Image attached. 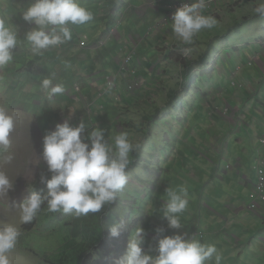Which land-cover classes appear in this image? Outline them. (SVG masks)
<instances>
[{"label": "rangeland", "instance_id": "374dc122", "mask_svg": "<svg viewBox=\"0 0 264 264\" xmlns=\"http://www.w3.org/2000/svg\"><path fill=\"white\" fill-rule=\"evenodd\" d=\"M131 1L133 0H128V2ZM33 2L34 0H0V18H4L10 25L15 27L21 38V44L14 50L13 61L6 68L0 69V106H5L10 113L15 114L16 118L14 130L10 134L12 141L10 151L15 154V159L11 164L5 165L0 169L13 182V190L9 192L8 197L0 198V220L14 221L18 219L15 210L10 209L9 205L13 201L19 202L24 199L32 189L38 192L47 191L45 185L39 182L41 174L50 176L47 165L41 157L43 137L46 132L54 130L55 125L63 123L65 119H69V122L73 125L72 117H64L65 113L70 109L67 106L69 103H72V97L80 95L86 101V99H90L95 93V96H99V93L103 91L105 95L103 97L100 96L101 98L96 100L99 104L93 105L92 109L104 106L105 109L101 110V115L104 116L105 124H101L100 120L95 119L93 121L94 127L103 129L106 136L115 132L127 131L130 140L133 143L140 144V148L131 153L129 165L132 164L134 166H130L127 169L129 176L128 183L117 194V200L114 204L110 206V213H108L103 227L104 231H109L112 225L121 222H123V229H127L132 224L131 233L137 227H143L148 233L145 245V249L148 250L149 246L153 249L155 247V241H153L152 237L155 235L156 228H165V235L183 234V231L187 230L184 232L186 238L194 236V238L199 239L202 243L214 244L222 255L221 264H264V258H260L263 256L261 243L255 242L252 245H245V242L257 238L254 232L249 233L247 241L241 245L239 239L232 238L227 233L228 229L224 230L222 222L211 223L213 231L210 232V238H207L208 232L199 229L198 226H193L190 216H187L185 212L180 216L182 225L180 229L168 228L167 221L162 217V208L167 200L165 191L167 188L177 190L180 187L186 188L188 192L186 197L188 205L185 210H190V208L197 209L195 208V204H191V201L198 193L196 187L194 184H187L179 179L181 175L188 172L182 158L189 152L190 154L192 153V150L185 147L186 144L183 140L180 142L177 139L175 140L176 153L170 148L171 151L167 159L162 157L165 172L161 174L159 168L161 152L163 149H166L165 146L167 148L170 146L164 141V133L169 128L167 120H169V129L172 128L170 132L172 137L177 135L179 138H182L184 130L187 129V141L191 139V142L196 144L187 125L179 120L180 116L191 114L192 110L196 109L194 105L196 102L194 99L196 95V80L188 81L184 80V78L182 79L181 71L178 70V73L174 76V80H177L178 84L185 83L192 91H189L187 98L184 97L181 107L178 106V112H173L172 115H167L166 118L163 116L166 112L171 113L172 106H169L170 110L164 111L165 114L163 113L162 115L159 109L160 104L156 103L157 99H161V93L158 94L159 97L155 96L151 98V100L156 101L139 104L140 107L136 111L124 110L126 99L131 102L137 94L129 92L128 87L121 84L120 76L116 79V85L111 90H108L106 87V76H114L110 74L115 72L112 64L108 66L107 63H104V65L96 63L94 58L82 62L83 58H80L87 50L85 46L81 45V41L84 40L88 45L93 42L92 38L90 40L85 36L81 37L78 42V35L83 34L81 31L86 24L70 26L73 32V39L60 46L68 57L58 59V63L62 66L61 68L58 67L56 62L58 55L56 51L59 46L50 48L41 56H35L31 53L26 42L23 41V37L34 25L23 20L21 10L27 8ZM80 2L92 12V21L96 24L101 23L102 12L99 11L97 4L91 6L86 0H80ZM231 2H235L236 4ZM240 2L242 0H219L212 2V6L206 9L209 12L207 15L214 16L218 24L212 29L201 30L194 37L191 44H180L181 41L175 37V42H170V47H174L167 51H170V53L172 51L173 54L170 55L169 53L167 58H174L179 69L182 63L178 61L190 59L193 55H197L199 51H203V48H206L208 44L210 45L208 47L211 49L209 52H219L221 48L232 47L237 43L238 38H241L246 39V42L242 45L247 48V44L252 42L249 39H253L263 32L264 19L253 13L256 2L252 4V2L248 3V0L245 3V8L251 15L247 13L249 19H245L244 16L246 15L243 16L241 14L242 9L239 6H242V4ZM234 6H236L235 9H233ZM236 9V13L231 14ZM207 11L202 9L203 14H206ZM133 18V16L129 15L124 21V24H127L131 29L138 25ZM143 27V24L138 26L140 29ZM120 28L123 29L121 24L117 25V29ZM92 32H96V30L94 29ZM111 45L121 47V44L114 42H109L106 46ZM186 48L191 49V51L187 56L183 53V57L181 55ZM225 55L227 56V53L223 54V56ZM149 57L152 58L154 55L151 54ZM156 58L160 60V68H171L170 63L165 61L162 55L156 54ZM91 64L94 65L92 66ZM164 73L167 72L161 74ZM153 75L154 73H144L148 83H151ZM46 77H52L54 84H62L65 92L49 100L46 92L40 87L42 79ZM206 78H208L207 81H201L202 85L210 88V82H208L210 76ZM123 79L125 80V84H127V79L124 77ZM132 80L134 79L132 78ZM156 92L151 91L152 94ZM202 106L203 104L199 106V109L194 114L204 113L205 111L202 109ZM72 108L77 112H82L85 109L80 102L73 104ZM156 109H159V113H157ZM145 117L150 121H144ZM192 119L193 115L185 118L189 123L193 122ZM75 121L76 124H79L78 121L80 120L76 117ZM93 124L88 119V127L83 135H87L91 131L90 128ZM192 128L194 129L193 125ZM137 155L142 157L140 162L137 161ZM169 156H171V159L168 158ZM194 163L198 166L196 170L199 173L198 177H200V182L196 183V186L200 188L201 192H208L204 188L206 182L215 184L218 186V189L225 188L224 185H220L217 181L215 182L216 168L219 165L213 166V163H211V169H205L203 163L197 161H194ZM164 165H171V167L166 168ZM257 181L258 176L256 183ZM250 200L249 195V202ZM250 211L255 214L252 209ZM53 214L56 215L57 213L48 212L46 206H42L41 211L36 216V225L33 224L34 220L29 224L21 225V236L18 238L14 249L9 253L11 264H75V261L77 262L78 253L71 252L70 254L68 249H63L62 252H60L61 250H57L66 239H69L71 230H69V225L67 226L65 221L54 220L51 217ZM125 223L128 224L124 225ZM238 227H243V225H236L231 228V231L236 230ZM196 230L201 232L196 233ZM25 231H29V235H23ZM119 237L113 238L108 233V235H104V240L108 245H113L118 242L117 239ZM151 254L155 255V252L152 251ZM207 264H215V259L213 258L211 261H208Z\"/></svg>", "mask_w": 264, "mask_h": 264}, {"label": "crops", "instance_id": "0c3cea01", "mask_svg": "<svg viewBox=\"0 0 264 264\" xmlns=\"http://www.w3.org/2000/svg\"><path fill=\"white\" fill-rule=\"evenodd\" d=\"M86 1L91 6L97 4L102 15L101 23L88 22L81 31L83 34L78 35V42L83 36L90 40L93 39L92 44L85 45L87 50L80 57L83 58L82 62L94 58L96 63H102L103 65L107 63L108 66L112 64L115 72L110 75H114L115 85L117 77L120 76L121 84L128 87L129 92L137 94L131 102L126 99L124 110L136 111L140 107L139 104L156 101L151 100V98L159 97L158 94L161 93V99H157L156 103L160 104L159 109L162 115L164 111L170 110L169 106H172L171 113L166 112L163 117L166 118L167 115L170 116L173 112H178V106L181 107L182 100H184V97L187 98L189 91L192 90L185 89L184 85L178 84V81L174 80L178 70L182 74L183 66L180 65L178 69L175 59L167 58L170 53V51H167L174 47H170V42L176 40V36L172 31V14L170 15V21L163 27V34H154L147 37L148 30L169 13L167 4L174 0ZM246 1L242 0L240 2L242 6L239 7L242 9L241 14L246 15L244 18L249 19L247 15L251 14L245 8ZM248 1L252 4L256 2V5L259 2V0ZM235 8L236 6L233 9ZM236 11L237 9L231 14L236 13ZM207 14H209L208 11L204 15ZM129 15L133 16L138 24L133 29L124 24ZM119 24L123 29H117ZM141 24L144 25L142 29L138 28ZM94 29L96 32H92ZM96 33L98 34L96 35ZM245 40L238 38L237 43L232 47L221 48L219 52H209L211 49L208 44L206 48H203V51H199L197 55L195 54L190 58L197 59L201 54L208 53V61L212 62V67H214V73L210 72V74H201V67L196 69L198 70L195 78L197 82L196 95L194 96L196 109L192 110L191 114L179 117V120L187 125L196 144H193L191 139L187 141V129L184 130L182 138L177 135L172 137L170 135L172 128L169 129V120H167L169 128L164 133V141L170 146L168 148L165 146L166 149L162 150L159 168L161 174L165 172L162 157L167 159L171 150L176 153L175 140L177 139L178 142L183 140L186 144L185 147L192 150V153L189 152L183 156L182 160L188 172L181 175L179 179L187 184H194L198 192L197 196L191 201V204H195L197 209L190 208V210L184 211L187 216H190L192 225L207 231V238H210V232L213 231L211 223L222 222L224 230L228 229L227 233L232 238L239 239L241 245L247 241L249 233L254 232L257 238L245 242V245L260 242L263 254L260 258H264V202L259 203L258 210H254L255 214L249 208V195L257 179L254 170L255 160L261 154H264V145L260 142V138L264 135V30L261 35L249 39L253 42H250L247 48L239 47L246 42ZM100 41H103L104 44L100 45ZM179 41L181 40L179 39ZM109 42L121 44V47L112 45L107 47L106 45ZM180 44H183V42L181 41ZM59 47L56 51L58 53L57 60H55L58 67L61 68L58 59L68 57L62 47ZM132 52L134 57L127 65L126 58ZM224 53H227V56H223ZM151 54L154 57L150 58ZM156 54L162 55L165 61L170 63L171 68H160L161 63L156 58ZM172 54L171 51L170 55ZM190 59H185L183 62ZM178 62L182 63V61ZM163 72L167 73L161 74ZM144 73H154L151 83L146 81ZM217 73L219 74L217 75ZM121 75L127 79V84H125V80ZM207 76H210L208 81L210 82V88L202 85L201 82L202 80L207 81ZM132 78L140 81L141 86L139 88L135 89ZM151 91L157 92L152 94ZM174 92L178 93V96L175 100H172L175 96ZM170 93L172 94L170 95ZM95 95L96 93L90 99H86L87 102L80 95L78 97L73 96L72 103L67 106L70 109L64 117H72L73 126L78 125L75 121L76 117L80 121L83 120L86 125H88V119L92 124L95 119L100 120L101 124H105L104 116L101 115L104 106L92 109L93 105L99 104L96 100L105 94L101 97ZM76 102L82 103L85 107L82 112H77L72 108ZM169 102L173 104L168 105ZM202 104V109L205 111L201 113L202 116L199 113L194 114ZM159 109H156V111ZM190 115H193L192 123L185 120ZM144 121L149 122L150 120L145 117ZM94 126L93 124L90 129ZM115 127L117 128V126ZM170 148L172 149L170 150ZM168 158L171 159V156ZM194 161L203 163L205 169H211V163H213V166L219 165L216 168L215 182H219L225 188L218 189L215 184L206 182L204 188L208 192H201L200 188L196 186V183L200 182V177H198L199 173L196 170L198 166ZM164 167L168 168L171 165H164ZM236 225H243V227L231 231V228ZM198 230H196V233L201 232ZM185 231L187 230H184L183 234Z\"/></svg>", "mask_w": 264, "mask_h": 264}, {"label": "clouds", "instance_id": "9594fccd", "mask_svg": "<svg viewBox=\"0 0 264 264\" xmlns=\"http://www.w3.org/2000/svg\"><path fill=\"white\" fill-rule=\"evenodd\" d=\"M189 1L192 3L178 7L172 14V31L184 44H191L201 30L212 29L218 24L214 16L202 13V9H209L212 2ZM253 13L264 19V0H259ZM21 15L24 21L34 25L24 34L23 41L35 56L71 41L73 32L70 26L85 25L93 20L92 12L80 0H34L21 10ZM160 34H163V30ZM150 36L147 33V37ZM20 44L21 38L16 28L0 18V69L13 61L14 50ZM190 51L184 49V55L187 56ZM112 86L109 83L108 90ZM40 87L49 100L65 92L64 86L54 84L52 77L42 79ZM15 123V114L10 113L5 106H0V169L15 159V154L10 151V134ZM87 127L83 120L73 126L69 119H65L44 135L41 157L50 176L41 174L39 182L45 185L47 191L32 189L24 199L9 205L10 209L15 210L18 219L0 220V264H11L9 253L21 236V225L31 223L42 206H46L51 213L87 216L113 204L117 194L125 188L129 180L127 169L134 166L129 165L131 153L138 150L140 144L133 143L127 131L106 136L103 129L93 127L87 135H83ZM259 157L254 164L256 174ZM141 158L137 155L138 162ZM11 190L13 182L0 170V198L8 197ZM165 191L167 200L162 208V217L167 221L168 228L180 229V216L188 205L187 189L167 188ZM122 227L123 222L112 225L109 228L110 236L119 237ZM165 231L163 227L156 228L152 237L155 247L149 246L146 250L148 233L143 227H137L129 237L125 253L116 264H207L213 258L215 264H221L222 255L214 244L202 243L194 236L186 238V235L179 233L165 235ZM152 251L155 255L151 254Z\"/></svg>", "mask_w": 264, "mask_h": 264}, {"label": "trees", "instance_id": "16d2710c", "mask_svg": "<svg viewBox=\"0 0 264 264\" xmlns=\"http://www.w3.org/2000/svg\"><path fill=\"white\" fill-rule=\"evenodd\" d=\"M183 61L182 79L184 78V80L192 81L195 79L198 67H201V74H207L212 71V67H210L212 62L208 61V53L201 54L197 59ZM182 85L186 86L185 83ZM185 89L190 90V87L186 86ZM174 95L172 100L176 99L178 93L174 92ZM172 104L171 102L168 103V105ZM157 113H159V110ZM110 206H105L99 213H89L87 216L80 217L62 212H57L56 215L53 214L51 217L54 220L65 221V224L69 225V230H71L69 239H66L57 250L62 252L63 249H68L70 254L71 252L78 253V260L77 262L75 261V264H116V261L125 252L132 224L127 229H121L120 237L117 239L118 242L108 245L104 240V235H108L109 231L105 232L103 227L106 217L110 213ZM36 219L37 217L34 218V225H36ZM126 224L128 223L124 225ZM29 233V231H25L23 235L27 236ZM31 246L33 247V245Z\"/></svg>", "mask_w": 264, "mask_h": 264}, {"label": "built area", "instance_id": "2783aa9c", "mask_svg": "<svg viewBox=\"0 0 264 264\" xmlns=\"http://www.w3.org/2000/svg\"><path fill=\"white\" fill-rule=\"evenodd\" d=\"M216 0H209L208 2H214ZM192 2L189 0H174L168 3L167 8L169 10V13L163 17L155 26H153L150 31L148 32V35H152L153 33L160 34L163 30V27L168 23V20L172 17H170L171 14L175 12V10L178 7L183 6L184 4H191ZM208 4V3H206ZM86 42L84 40L81 41V45H85ZM103 44V41L100 43ZM184 51L182 52L183 56ZM134 53L132 52L127 58L126 63L129 65V62L133 59ZM184 57V56H183ZM111 83L113 86H115V77L114 76H106V87L108 84ZM133 85L135 86V89L139 88L141 86V83L138 79L133 80ZM132 84V83H131ZM130 84V85H131ZM112 86V87H113ZM103 91L99 93V96H103ZM260 142L264 144V136L260 138ZM256 170L258 174V181L254 186V190L250 193V202H249V208L252 210H257V207H259L260 202H264V155L260 156L257 165Z\"/></svg>", "mask_w": 264, "mask_h": 264}, {"label": "bare ground", "instance_id": "6f19581e", "mask_svg": "<svg viewBox=\"0 0 264 264\" xmlns=\"http://www.w3.org/2000/svg\"><path fill=\"white\" fill-rule=\"evenodd\" d=\"M93 252V251H92ZM95 257V256H94Z\"/></svg>", "mask_w": 264, "mask_h": 264}]
</instances>
